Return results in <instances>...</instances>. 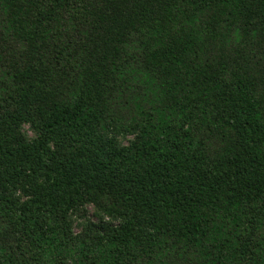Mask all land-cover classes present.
I'll use <instances>...</instances> for the list:
<instances>
[{
    "label": "trees",
    "instance_id": "trees-1",
    "mask_svg": "<svg viewBox=\"0 0 264 264\" xmlns=\"http://www.w3.org/2000/svg\"><path fill=\"white\" fill-rule=\"evenodd\" d=\"M0 264H264V0H0Z\"/></svg>",
    "mask_w": 264,
    "mask_h": 264
},
{
    "label": "rangeland",
    "instance_id": "rangeland-1",
    "mask_svg": "<svg viewBox=\"0 0 264 264\" xmlns=\"http://www.w3.org/2000/svg\"><path fill=\"white\" fill-rule=\"evenodd\" d=\"M25 136L30 139H36L39 135L38 131L29 122H24L21 127ZM138 129H129L118 135L117 142L120 145H127L137 134ZM83 213L71 212L66 221L69 227L75 231L80 232L89 227L90 222L97 225L110 224V225H120L124 222L129 221L127 217H123L116 214H109L99 207L95 206L93 203L87 202L83 206Z\"/></svg>",
    "mask_w": 264,
    "mask_h": 264
}]
</instances>
